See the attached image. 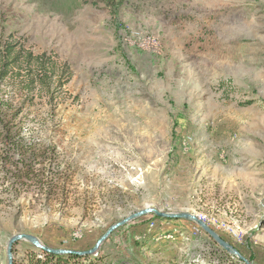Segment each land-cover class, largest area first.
I'll return each instance as SVG.
<instances>
[{"label": "rangeland", "instance_id": "rangeland-1", "mask_svg": "<svg viewBox=\"0 0 264 264\" xmlns=\"http://www.w3.org/2000/svg\"><path fill=\"white\" fill-rule=\"evenodd\" d=\"M0 41L71 69L50 93L0 84V264L17 235L87 251L146 208L194 214L264 264V0H0ZM30 251L16 243L14 264ZM97 256L244 264L153 214Z\"/></svg>", "mask_w": 264, "mask_h": 264}, {"label": "trees", "instance_id": "trees-1", "mask_svg": "<svg viewBox=\"0 0 264 264\" xmlns=\"http://www.w3.org/2000/svg\"><path fill=\"white\" fill-rule=\"evenodd\" d=\"M70 76L69 65L58 63L47 53L34 55L32 51L26 50L24 45L0 41V84L9 79L28 92L36 88H46L50 93L52 87L66 86ZM11 110L12 105L0 90V125L4 123ZM3 140L5 143L10 141L9 133ZM223 255L229 257L226 253ZM24 262L26 264H108L102 256H57L44 251H30Z\"/></svg>", "mask_w": 264, "mask_h": 264}, {"label": "water", "instance_id": "water-1", "mask_svg": "<svg viewBox=\"0 0 264 264\" xmlns=\"http://www.w3.org/2000/svg\"><path fill=\"white\" fill-rule=\"evenodd\" d=\"M150 214H153L155 217L160 218V219L185 220V221L195 223L225 252L236 257L237 259L242 261L244 264H252L244 256H242L241 253L233 245H231L230 243L222 239L217 232H215L206 222H204L198 216L194 214H190V213H166V212L159 211L156 208H146L112 225L107 230V232L97 241L94 248L87 250V251L53 249V248L45 246L35 236L17 235L13 237L9 241V244H8V249H7L8 264H14L13 248H14V245L20 241H26L40 251H44L46 253H50V254L57 255V256H67V255H77L80 257L97 256L103 243L106 242L115 231H117L119 228L126 226L128 223L132 221H135L141 217H144Z\"/></svg>", "mask_w": 264, "mask_h": 264}]
</instances>
